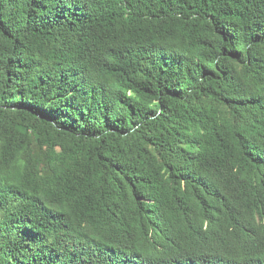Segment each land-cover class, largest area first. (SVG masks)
Instances as JSON below:
<instances>
[{"label": "trees", "instance_id": "16d2710c", "mask_svg": "<svg viewBox=\"0 0 264 264\" xmlns=\"http://www.w3.org/2000/svg\"><path fill=\"white\" fill-rule=\"evenodd\" d=\"M0 264H264V0H0Z\"/></svg>", "mask_w": 264, "mask_h": 264}]
</instances>
